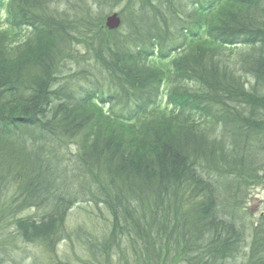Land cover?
<instances>
[{
  "label": "trees",
  "instance_id": "16d2710c",
  "mask_svg": "<svg viewBox=\"0 0 264 264\" xmlns=\"http://www.w3.org/2000/svg\"><path fill=\"white\" fill-rule=\"evenodd\" d=\"M87 67L105 90L67 81ZM260 169L264 0H0V216L25 242L53 255L77 191L111 215L89 264H228L246 238L232 206ZM244 258L264 264V215Z\"/></svg>",
  "mask_w": 264,
  "mask_h": 264
},
{
  "label": "rangeland",
  "instance_id": "374dc122",
  "mask_svg": "<svg viewBox=\"0 0 264 264\" xmlns=\"http://www.w3.org/2000/svg\"><path fill=\"white\" fill-rule=\"evenodd\" d=\"M121 6H115L107 15L114 12L119 13ZM85 47L79 48L80 60H84L90 63L88 50ZM237 50V49H234ZM232 65V64H230ZM76 64L70 62L69 69H76ZM77 71L78 75L86 73V81L79 79L77 81L74 77H68L67 81L73 80L83 94L89 93L93 90V85L100 82V88L105 90L106 81L102 80L100 74H97L95 68H82ZM99 71V70H98ZM70 74V73H69ZM246 81H250V78H244ZM90 80V81H89ZM168 85H163L160 89L157 108L161 110L171 108L167 100V93L169 90ZM81 92V94H82ZM105 110L106 106L104 105ZM121 108L117 107L114 111H120ZM134 111L133 108L128 106L122 113H129ZM194 120L199 117L196 114L192 115ZM77 153L75 145L71 144L68 147L59 149V156H61V163H65L67 166H71L74 162V156ZM51 159L50 156L47 157ZM72 188L77 187V183H72ZM243 193L240 194L239 199L232 206L234 209L236 221L240 223L239 228L242 227L244 236L246 238L239 246V253L228 264H243L245 261L244 253L247 251L249 244V234L251 236L252 230L255 231L257 225L260 223L264 215V169L258 171L257 178L244 181ZM234 189V187H232ZM75 197L78 200L71 204L68 212L65 216L63 223L64 235L61 240L55 246V252L53 255L45 252L41 246L27 243L18 236L16 226L14 227L12 219H5L0 216V264H89L92 259L91 251H87L91 244L101 243L104 237L107 236L111 228V215L107 207L102 203H92L84 199V194H80L74 191ZM10 195V193H9ZM233 214V215H234ZM39 213L35 208L25 207L23 211L16 215L17 218L24 219L30 217L33 219L39 218ZM9 218V217H8ZM242 224V225H241ZM93 247L91 250L93 251Z\"/></svg>",
  "mask_w": 264,
  "mask_h": 264
},
{
  "label": "water",
  "instance_id": "95a60500",
  "mask_svg": "<svg viewBox=\"0 0 264 264\" xmlns=\"http://www.w3.org/2000/svg\"><path fill=\"white\" fill-rule=\"evenodd\" d=\"M119 26H120V19L116 13H113L112 15L108 16L105 19V27L109 31L116 30L118 29Z\"/></svg>",
  "mask_w": 264,
  "mask_h": 264
}]
</instances>
